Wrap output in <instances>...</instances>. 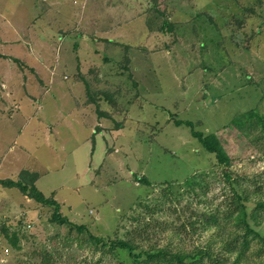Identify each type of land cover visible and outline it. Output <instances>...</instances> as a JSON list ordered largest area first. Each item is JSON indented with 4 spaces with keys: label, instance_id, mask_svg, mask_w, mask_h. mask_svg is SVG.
<instances>
[{
    "label": "rangeland",
    "instance_id": "obj_1",
    "mask_svg": "<svg viewBox=\"0 0 264 264\" xmlns=\"http://www.w3.org/2000/svg\"><path fill=\"white\" fill-rule=\"evenodd\" d=\"M86 87L99 113L85 108ZM177 121L217 135L231 165ZM23 169L64 217L105 240L264 264L254 234L248 252L225 251L247 233L231 221L191 226L197 211L228 212L237 191L264 236V0H0V179ZM204 173L205 195L180 189ZM30 204L9 227L21 249L5 244L0 264H40L37 253L55 249L61 264L121 263L53 223L54 206Z\"/></svg>",
    "mask_w": 264,
    "mask_h": 264
},
{
    "label": "trees",
    "instance_id": "obj_2",
    "mask_svg": "<svg viewBox=\"0 0 264 264\" xmlns=\"http://www.w3.org/2000/svg\"><path fill=\"white\" fill-rule=\"evenodd\" d=\"M88 86V85H87ZM94 103L96 101H93ZM97 112H100L99 105H97ZM251 114V113H249ZM248 114V115H249ZM237 122H240L239 120ZM178 126L185 125L191 128L192 136L197 139L203 148L209 153L215 155L218 164L223 167H228L231 165V158L227 154L226 149L217 135L210 134L205 135L202 132L196 131L194 129V123L191 121H177ZM207 173L201 175H194L193 177L187 179L181 186L180 189H184L185 193L191 195H198V198L201 195H205V177ZM225 177L230 181L231 175L228 172L225 173ZM40 176L38 173L30 172L23 170L17 180H0V186L5 188H17L25 196L37 202L40 205L53 207V217L51 221L57 223L61 226H67L70 229V233L76 231L78 236H83V241L88 247L94 248L96 252H102L103 254L117 255L121 263H124V260L130 261L133 264H151V262H156V260H164L168 264H203L206 259H209L213 264H220L218 262L217 254L215 252L211 253V248L208 249H199L194 252L187 253H174L168 252L165 249H158L156 251H146L138 250V247L130 240L123 239H112L105 240V238L93 234L86 226L77 225L70 222L66 217H64L60 211V204L54 199V195L46 197L36 186L37 181ZM138 182L143 183L144 185H151V182L147 178H140ZM166 185L169 192H172L174 187L171 183L163 184ZM202 190L201 194H198L197 190ZM236 191V190H235ZM234 200L232 201L233 207L227 211L216 209L210 211V213H200L195 212L194 217H197V222H191V226L195 228L198 224L202 228H212L218 227L221 228V225L224 221H231L234 223V226L245 233L243 236L240 234L234 235L229 241L224 245L225 251L233 252L234 250H241L243 252H248L250 250V240L249 236L254 234L255 237L261 238L264 242V236L261 237L257 233L249 222V213L247 208L243 203L244 198L237 191L234 193ZM261 207H264L262 205ZM251 216L256 219V214L253 213ZM2 231L7 238V241L10 246L14 249H21L20 242L21 238L19 232L13 231L10 233V228L7 226H2ZM1 229V228H0ZM11 234V235H10ZM68 243V242H67ZM66 244V248H68ZM40 258V264H61L60 257L62 254L58 249L54 251L41 250L37 253ZM120 263V264H121Z\"/></svg>",
    "mask_w": 264,
    "mask_h": 264
},
{
    "label": "crops",
    "instance_id": "obj_3",
    "mask_svg": "<svg viewBox=\"0 0 264 264\" xmlns=\"http://www.w3.org/2000/svg\"><path fill=\"white\" fill-rule=\"evenodd\" d=\"M81 65L78 63L75 65L74 69H77V73H76V77L78 76V80L81 81L82 78H84V80H86L85 77H82L81 72H80V68ZM91 71V70H90ZM87 71V72H90ZM55 73V72H54ZM93 72H90V75ZM100 73V71H99ZM54 75V74H53ZM93 77V76H92ZM100 77V76H99ZM89 91H88V87H86V98L84 100V106L86 109H89V107H93L92 105L95 106V111L97 113V105H100L101 102L95 100L96 102L94 103L93 101H89ZM101 115H105L104 112H101ZM99 126H101V124H99ZM26 170V169H23ZM21 170L18 174V177L20 175V173L23 171ZM2 180V179H0ZM6 180V179H3ZM38 182V181H37ZM0 196L2 197V199H0V215H3V219L5 220L4 222L7 223L8 227H11L10 224L12 222H14V218L18 217L19 215H21L23 213V215L26 213V209L28 208H34L31 204L30 201L32 199L28 198L27 196H25L19 189L17 188H5L0 186ZM19 190V193L22 195L23 199L26 201L24 203H18V201H16L17 196L14 194V190ZM53 194V193H52ZM51 194V195H52ZM50 197V196H49ZM30 205V206H28ZM28 206V207H27ZM6 208V209H5ZM5 209V214H3V210ZM25 210V211H24ZM5 244H9L8 241L3 242V244L0 245V250L2 251L4 249V245ZM5 250V249H4ZM4 253V252H3Z\"/></svg>",
    "mask_w": 264,
    "mask_h": 264
},
{
    "label": "built area",
    "instance_id": "obj_4",
    "mask_svg": "<svg viewBox=\"0 0 264 264\" xmlns=\"http://www.w3.org/2000/svg\"><path fill=\"white\" fill-rule=\"evenodd\" d=\"M29 228H31L30 226H28ZM7 241V238L5 237L4 233L0 230V245L3 244V242ZM4 250V249H3ZM9 250L5 249L4 253L8 254Z\"/></svg>",
    "mask_w": 264,
    "mask_h": 264
}]
</instances>
